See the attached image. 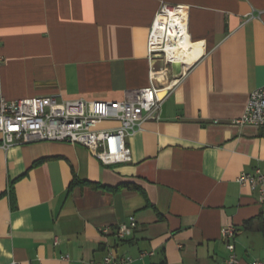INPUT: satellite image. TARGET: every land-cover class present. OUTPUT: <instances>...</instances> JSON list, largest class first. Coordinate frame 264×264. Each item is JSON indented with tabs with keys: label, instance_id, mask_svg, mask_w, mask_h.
Returning <instances> with one entry per match:
<instances>
[{
	"label": "crops",
	"instance_id": "obj_1",
	"mask_svg": "<svg viewBox=\"0 0 264 264\" xmlns=\"http://www.w3.org/2000/svg\"><path fill=\"white\" fill-rule=\"evenodd\" d=\"M162 2L187 11L177 70L148 50ZM151 82L171 87L125 138L128 162L63 141L0 147V264H93L109 249L131 264H223L231 225L237 264L264 260V199L236 181L264 169V126L236 122L264 84V0H0V96L120 100Z\"/></svg>",
	"mask_w": 264,
	"mask_h": 264
},
{
	"label": "built area",
	"instance_id": "obj_2",
	"mask_svg": "<svg viewBox=\"0 0 264 264\" xmlns=\"http://www.w3.org/2000/svg\"><path fill=\"white\" fill-rule=\"evenodd\" d=\"M187 34V11L183 5L162 2L157 9L148 35V50L151 55L163 53L168 61L174 60L166 54L167 42H178L183 32ZM164 70L151 68V78ZM171 85L158 88L153 82L129 90L120 100H86L59 98L55 95L30 96L6 99L0 96V147L14 144L48 140L80 144L88 148L105 165L128 162L131 150L125 138L141 128L144 120L158 118L162 101ZM103 120H116L112 128H97ZM240 124L264 126V84L254 88L247 99L244 111L236 120ZM241 185H248L264 199V169L243 171L236 176ZM136 226L134 216L115 229L121 238ZM106 231V228H103ZM235 227L221 228L227 256L223 264H237L235 253ZM57 240L54 241L56 243ZM3 264H21L11 260ZM93 264H131V257L118 255L109 249L100 261ZM247 264H264V260H250Z\"/></svg>",
	"mask_w": 264,
	"mask_h": 264
},
{
	"label": "bare ground",
	"instance_id": "obj_3",
	"mask_svg": "<svg viewBox=\"0 0 264 264\" xmlns=\"http://www.w3.org/2000/svg\"><path fill=\"white\" fill-rule=\"evenodd\" d=\"M181 33L182 39L178 40V42H167L165 47L166 54L174 59L176 70L177 62L189 57V39L184 31Z\"/></svg>",
	"mask_w": 264,
	"mask_h": 264
},
{
	"label": "water",
	"instance_id": "obj_4",
	"mask_svg": "<svg viewBox=\"0 0 264 264\" xmlns=\"http://www.w3.org/2000/svg\"><path fill=\"white\" fill-rule=\"evenodd\" d=\"M173 64V63H172Z\"/></svg>",
	"mask_w": 264,
	"mask_h": 264
}]
</instances>
